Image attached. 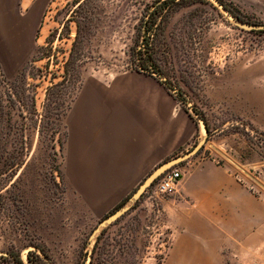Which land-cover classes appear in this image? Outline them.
<instances>
[{
    "label": "rangeland",
    "instance_id": "1",
    "mask_svg": "<svg viewBox=\"0 0 264 264\" xmlns=\"http://www.w3.org/2000/svg\"><path fill=\"white\" fill-rule=\"evenodd\" d=\"M73 1L53 0L16 74L0 63V254L16 247L23 260L31 244H40L55 264H74L80 253L91 251L104 228L100 222L117 211L98 215L66 185L64 116L81 79L106 83L130 73L136 28L154 0H93L79 76L69 72L64 79L76 34L70 16L82 0ZM223 1L240 20L215 0H204L177 11L164 29L169 54L159 58L173 62L168 76L176 82V106L187 100L193 118L202 129L203 118L210 129L209 136L202 130L185 152L166 162L205 140L195 156L214 159L264 199V143L257 142L264 136V0ZM153 185L137 198L131 194L120 208L127 209L125 218L109 231L115 242L137 239L145 252L142 264H164L171 246L164 206L177 194L152 195ZM240 250L235 241L226 246L224 264H264V250L254 259Z\"/></svg>",
    "mask_w": 264,
    "mask_h": 264
},
{
    "label": "crops",
    "instance_id": "2",
    "mask_svg": "<svg viewBox=\"0 0 264 264\" xmlns=\"http://www.w3.org/2000/svg\"><path fill=\"white\" fill-rule=\"evenodd\" d=\"M51 3L0 0V63L9 73L27 61ZM129 72L106 83L81 79L64 116L66 185L100 216L202 131L158 78ZM176 165L183 177L164 206L171 239L164 264H224L234 241L244 258L262 257L264 199L214 159L192 155Z\"/></svg>",
    "mask_w": 264,
    "mask_h": 264
},
{
    "label": "trees",
    "instance_id": "3",
    "mask_svg": "<svg viewBox=\"0 0 264 264\" xmlns=\"http://www.w3.org/2000/svg\"><path fill=\"white\" fill-rule=\"evenodd\" d=\"M215 1L228 15L236 20H240L239 15L236 14V12L234 13L223 0ZM203 2L204 0H154L148 8L150 9V12H146V19L142 18L136 28V36L133 39V46L129 50L130 70L158 78L166 91L175 95L174 91L176 82H170L168 76L169 72L174 73L173 62L162 61L159 58L162 53H165L166 49H169L167 39L164 37V29L170 18L177 11L194 3ZM76 3H78V0L73 1L71 5ZM94 10L95 3H93V0H82L76 10L73 11L74 14L70 16V21H73L76 24V34L71 46L69 58L64 64V79L65 75L69 72L72 73L74 78L79 76V69L83 62L82 45L86 39L84 28L87 26L88 20L92 19ZM162 46H164V50H161ZM166 54H169V52L166 51ZM164 67L169 68H167V72H164L166 71L164 70ZM180 81H182L184 85H187L189 89L191 88L192 84L188 81ZM57 85H62V83ZM79 86L80 85H78L77 89ZM181 102L182 108L193 118L191 112L193 114L194 112L190 111L187 100H181ZM67 108H69V105ZM200 120L203 123L205 132L209 136L210 129L208 123L203 118ZM262 137L264 138L262 135L258 137L257 142L264 143ZM22 162L23 160L21 159L19 164ZM130 196L122 200L111 211H116L122 208L128 202ZM125 215L126 214H123L114 222L104 227L96 236L91 251L89 253L86 252L85 254L80 253L74 264H142L145 252L141 251L137 239L131 238V240H128L127 238H124L123 240L115 242V239L110 236V229L125 218ZM112 242L115 243L112 244ZM31 247L33 249L27 252L25 260L21 257L20 249L16 247L7 248L0 254V264H55L44 246L40 244H31ZM113 250H115V253H113ZM159 262L160 261L158 260L157 264H159Z\"/></svg>",
    "mask_w": 264,
    "mask_h": 264
},
{
    "label": "water",
    "instance_id": "4",
    "mask_svg": "<svg viewBox=\"0 0 264 264\" xmlns=\"http://www.w3.org/2000/svg\"><path fill=\"white\" fill-rule=\"evenodd\" d=\"M239 26L243 29L251 30V28L243 23H240ZM205 130V129H204ZM205 140H202L199 142L189 153H187L184 156H180L178 158H175L173 160H170L168 162L163 163L161 166H159L157 169H155L144 181L143 183L137 188V190L132 195V198H137L141 195L142 192L146 190V188L152 186L153 182L163 175L167 170L172 168L174 165L178 164L179 162L183 161L184 159L195 155L197 150L204 144ZM127 209H120L117 210L112 215L108 216L106 219L100 222L101 226L106 227L107 225L114 222L116 219H118L122 214L126 212Z\"/></svg>",
    "mask_w": 264,
    "mask_h": 264
},
{
    "label": "built area",
    "instance_id": "5",
    "mask_svg": "<svg viewBox=\"0 0 264 264\" xmlns=\"http://www.w3.org/2000/svg\"><path fill=\"white\" fill-rule=\"evenodd\" d=\"M183 172L177 168H170L159 178L157 183L151 187L152 195H172L175 194Z\"/></svg>",
    "mask_w": 264,
    "mask_h": 264
},
{
    "label": "bare ground",
    "instance_id": "6",
    "mask_svg": "<svg viewBox=\"0 0 264 264\" xmlns=\"http://www.w3.org/2000/svg\"><path fill=\"white\" fill-rule=\"evenodd\" d=\"M203 130V129H202ZM97 180V179H96ZM106 188V187H105ZM86 190V189H85ZM112 192V191H111ZM91 197V196H90ZM92 198V197H91ZM104 198V197H103ZM103 198H100V199H103ZM112 201V200H111ZM107 205V204H106ZM102 206H104V205H102ZM100 209V208H99Z\"/></svg>",
    "mask_w": 264,
    "mask_h": 264
}]
</instances>
